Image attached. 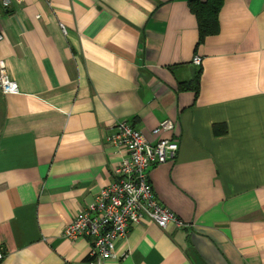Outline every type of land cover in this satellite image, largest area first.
Returning <instances> with one entry per match:
<instances>
[{
	"label": "crops",
	"instance_id": "0c3cea01",
	"mask_svg": "<svg viewBox=\"0 0 264 264\" xmlns=\"http://www.w3.org/2000/svg\"><path fill=\"white\" fill-rule=\"evenodd\" d=\"M195 1L0 5L20 87L0 92V264H90L91 240L63 233L114 180L125 121L150 142L174 124L178 153L149 181L190 226L145 219L105 264H264V0L226 1L203 40Z\"/></svg>",
	"mask_w": 264,
	"mask_h": 264
},
{
	"label": "built area",
	"instance_id": "2783aa9c",
	"mask_svg": "<svg viewBox=\"0 0 264 264\" xmlns=\"http://www.w3.org/2000/svg\"><path fill=\"white\" fill-rule=\"evenodd\" d=\"M0 5L9 8L11 0H0ZM3 40L4 34L0 31V42ZM193 62L200 66L202 58L196 56ZM0 92L5 95L20 94L17 81L12 79L7 63L1 58ZM173 129L172 122H163L153 131L156 141L150 142L140 130L125 121L108 139L111 145L125 150L126 156L115 169L114 180L97 195L92 205L78 213L63 233L72 242L91 240L90 264L125 259L128 253L119 257L117 243L126 240L131 226L140 225L145 219L162 230L171 226L184 230L190 226L156 199L149 181L152 167L174 159L178 153V143L163 135ZM3 258L0 250V262Z\"/></svg>",
	"mask_w": 264,
	"mask_h": 264
},
{
	"label": "trees",
	"instance_id": "16d2710c",
	"mask_svg": "<svg viewBox=\"0 0 264 264\" xmlns=\"http://www.w3.org/2000/svg\"><path fill=\"white\" fill-rule=\"evenodd\" d=\"M226 1L228 0H207L206 2L195 1L192 3V7H191L192 11L196 15L199 22L201 40H203L205 37L209 35L215 34L218 31L219 14ZM181 86L183 87V84H181ZM133 226H131V228Z\"/></svg>",
	"mask_w": 264,
	"mask_h": 264
}]
</instances>
